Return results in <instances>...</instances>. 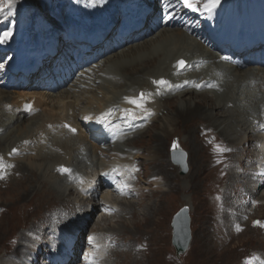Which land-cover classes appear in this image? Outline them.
I'll list each match as a JSON object with an SVG mask.
<instances>
[{"label": "bare ground", "instance_id": "1", "mask_svg": "<svg viewBox=\"0 0 264 264\" xmlns=\"http://www.w3.org/2000/svg\"><path fill=\"white\" fill-rule=\"evenodd\" d=\"M106 1L111 6L118 8L113 0ZM125 1L136 6L148 5L152 9L157 0ZM261 1L220 0V3L214 10L225 9L226 11L246 13V5H251L255 8L257 5L254 3ZM98 3H101V0H87L84 5L92 6ZM23 4L28 9L27 15L30 19V21L25 23V26L27 27L32 23L33 33L29 34L32 38L27 39L18 36L15 40H12L11 38L15 35V33H12L7 45L12 46L21 41L27 44L41 45V36V38H53L56 42L58 53L50 64L52 66L51 69L48 62H43L42 73L38 74L36 78H26L23 75L14 77V79L24 80L27 85L30 83L32 90L30 94L7 91L10 85L16 83L13 78L7 86L0 87V150L3 149V154L0 157L3 158V163L14 165V167L6 169L7 175L4 179H0V188H7L12 181H17V185H21L20 188L14 187L8 191V196H11L13 203L17 201L21 202L20 199H23V195L27 194L28 190L23 192L22 190L25 189L22 186L30 183L34 185L28 176L20 179L16 177L15 179V171L16 173L26 171L43 185L42 190H37L39 193L42 192L41 194L52 197L53 195L49 192L50 190L47 191V188L45 189L47 183L52 180L51 183L57 186V189H55L61 196L67 194L66 197L60 198L62 199L61 203L52 207L50 206L51 208L49 207L48 210L44 211L41 215L42 217L40 216L38 220L42 221L48 213L52 212L50 218L56 220L58 217L60 221L59 218L62 212L68 213L69 211V214L72 215L75 213V207L78 206L80 207V215L77 214V221L72 224L67 223L69 226H73L79 220L89 221L91 215L93 216L96 210L107 203L112 208H117L118 212H122L123 209L121 210V207L128 206L130 209L133 208L132 203L123 200L126 198H121L119 195L106 190L104 191L102 183L98 182L100 181V173L109 170L111 166V164L107 165L105 160L109 158L113 160L114 164L122 163L130 166H135L136 164L139 166L140 164L137 159L141 158V156L133 152L134 148L131 147L133 143L132 139L136 138L161 117L159 113L161 109H165L163 105L166 102L176 100L174 103L171 102L173 104H170L169 107V109L174 108V112H172L173 116L191 120L190 118L200 115L202 117L200 118L201 120L210 123V126L203 124L204 129L199 131L200 136L197 138L199 139L200 137L201 139L197 142H199V154H205L203 161H201L202 168L207 169L206 171L209 174V179L205 177V180L207 179L205 182V191L207 192L205 200L208 201L209 198L214 199V206L216 207L214 217H217V221L218 219L221 220V218L223 221V209L226 211L227 207H229L231 216L233 217L232 222L234 223L228 226H225L223 223L221 226L232 235L244 233L257 235L259 236L257 238L261 240L260 243L264 245V227L260 226V224L264 223V180L262 178L263 175L259 171L263 170L262 163L264 161V129L260 127L261 124H264V68H255L253 66L240 68L239 65L235 66L224 63L221 61V56L211 52L209 48L197 42L182 30L175 29V26H161L152 29L150 34L142 37L143 41L137 45H130L128 43L122 45L124 49L121 51L119 49L111 50L115 47L114 44H111L108 50L102 48V54L104 55L91 56L92 59H97L94 63L95 65L90 64L87 56H82V63L80 65L83 68L75 72L76 65L79 64L76 63V59L81 52L70 42L66 44L60 38V35L62 31H68L69 19L79 20L85 25L82 17L73 16L71 13L65 12V9H56L54 5L52 8L45 7L44 9V7L37 4L36 0H23ZM14 5H17V2ZM14 5L11 12H8L10 14L8 17L12 15V12L18 13L17 7ZM155 8L157 9V7ZM249 9L252 8L248 6V11ZM101 14L104 15V12L102 11ZM53 18H57L58 20ZM109 18L110 16L102 17L100 20H107ZM31 19L35 22L31 21ZM40 20H43L41 23L45 22V24L41 25ZM59 21L63 23L59 25ZM150 29L151 25L148 27V31ZM181 60L185 61V66L183 71L179 73L180 67L178 66V61ZM56 64L57 67L54 68ZM160 79L167 80L172 85H183V87L161 88L159 91L162 94L158 95L156 94L158 91L157 85L153 81ZM186 81L188 83H185ZM210 81L213 82V86L211 89H208ZM16 84L15 87L24 88L23 85ZM195 85H200V87H196ZM46 87L53 88L55 92L50 90L52 93L43 91ZM42 91L46 93H41ZM140 92L152 94L151 99L145 105L154 113L151 117L149 116V124L136 133L124 137L121 141L115 139L112 146L105 149L100 148L99 145L93 142L91 136L86 131L83 125V118L88 117L89 119L87 120L95 121L97 119L95 117L99 115L98 112H102L103 109H111L110 111H113L119 108V115L121 116H124L123 109H132L136 112L137 119H142L145 114L125 100V97H138ZM187 96L188 98H186ZM46 97L51 102L50 105L43 106L51 108L55 113L50 112V114L43 115L34 112L30 116L24 112V104L34 101L37 110L42 104L41 98ZM55 101L57 102L55 103ZM207 102H212L213 104L211 105ZM81 103L88 105L84 114H79ZM208 110L212 112L208 114ZM216 110H222L223 113H214ZM93 114L95 115L93 116ZM102 115H105V113ZM28 117L27 123L24 124L23 120ZM175 117L174 121L168 117L163 118L166 124L162 126L164 134L160 133V136H166V133L169 134V131L172 130L173 125L176 126L178 124V120ZM213 126L216 129L220 128L218 129L219 131H214L215 128ZM72 128L79 131V137H76L72 133L70 130ZM218 134H221L224 138L227 136L226 139L232 141L231 146L221 145L218 142ZM212 139L218 141L211 142ZM177 140L181 145L186 144L185 139H181V141H179L180 139ZM183 141H185V144ZM216 145L229 148L231 151L218 152L215 150ZM13 149H17L20 155L14 157L12 154ZM156 151L159 152V149H156ZM213 153H215V156H212ZM11 156L14 157L15 162L12 159V161H8V158ZM252 156L254 157L251 158ZM21 158H27V162L21 161ZM156 158L163 159L155 153L152 162H156ZM247 160L250 162V168L244 167ZM162 164L165 163L163 162ZM234 164H236L235 167H232ZM61 168L71 169L72 176L62 173L60 171ZM158 168V165H156V171ZM239 170L243 171V173H238ZM17 176L19 175L17 174ZM80 178H83V183H80ZM235 178L236 182L234 181ZM237 178L242 179L244 194L241 183L239 185ZM253 178L255 181H253ZM224 181H226L225 184ZM223 184L225 186L222 187ZM234 184L235 187H233ZM185 187L189 188L192 186L188 183ZM34 193L35 195L37 194L36 191ZM76 193L82 196L83 199L88 198L89 204L81 203L77 199L72 200L71 197L75 196ZM98 194H100V199L97 198ZM155 194L159 195V192L152 194V196L154 197ZM227 197H231V199L233 197L234 200H238L235 201L236 204H231V207L225 205V202L223 203V198L226 201ZM258 197L259 201H257L253 209L254 211L250 212L248 206L252 204L251 200L254 201ZM48 200V198H42L38 201H26L33 205L32 212L36 213L38 212L37 210H41V208L48 205ZM114 214H105L106 216L101 217L102 221L106 222L111 217L118 216V213L115 214L116 216H113ZM131 214L133 221H135L138 218L137 213L134 211ZM258 216L259 218L256 222L259 221L260 224L255 223L253 226L251 220L253 217ZM212 221L214 223L217 222L214 218ZM36 223L26 228V231L32 232V235L37 234L33 231L37 225ZM80 224H85V222ZM96 225L97 227H101L102 224L101 222H97ZM69 226L59 224L55 225L54 229H66ZM237 226L241 229L240 231L237 230ZM64 234L67 235L66 233ZM67 236L80 240L79 235L76 233H71ZM28 238V235H22L15 242V249L5 255L8 260L2 261L0 264H34L39 249L37 244L27 245L25 241ZM105 238L103 237L102 240L108 243V238L106 240ZM95 239L97 240L96 245L102 244V240ZM148 239V236L142 235L133 241L134 250L131 249L130 252H127V250H115L111 255L121 254L125 256L127 263H148L151 258V243ZM55 245L58 251L57 254L61 255V257H65V255H62V252H64L68 256L69 262L77 260L70 257L69 254L72 253L71 248L61 245L60 242ZM216 245H218V241H215L212 247L215 248ZM51 248L54 249V245ZM113 248L115 247L113 246ZM103 249L106 248L103 247ZM215 250L213 251L215 252ZM89 251L98 253L100 250H95V252L91 249ZM257 251H254L248 257L252 258L253 255L258 256L255 255ZM52 259L53 257H49L44 264H54ZM209 262L206 261V263Z\"/></svg>", "mask_w": 264, "mask_h": 264}, {"label": "rangeland", "instance_id": "2", "mask_svg": "<svg viewBox=\"0 0 264 264\" xmlns=\"http://www.w3.org/2000/svg\"><path fill=\"white\" fill-rule=\"evenodd\" d=\"M16 2L17 5L19 6L24 5L23 0H16ZM36 2H39L40 5H43L42 0H36ZM14 81L24 86V88L22 87H15V88H22L23 90H12V88H9L7 89V91L22 92L24 94H30L32 92L30 83L27 85L25 84V81L21 79H14ZM41 93H46V92L42 91ZM186 98H188V96ZM37 99L39 98L37 97ZM175 101L176 100H173L171 102L174 103ZM41 102L42 104L40 105L39 112L37 113L43 115L48 113L50 114V112L55 113V111L53 112L51 108H45L43 106V105H47V106L50 105L51 100H48V98L46 97V98H41ZM56 102L57 101H55V103ZM171 102L170 101L166 102L163 105L165 109H161V112L159 113V116L161 115L160 118H158L155 122H153L147 129H145L136 138L132 139L133 143L131 144V147L134 148L133 152L141 156V158L137 159L140 165L137 167L135 166V169H138V171H135L136 174L133 177L134 181L133 183L131 182V188L133 189V193L123 200L132 203L133 208L130 209V207L128 206L121 207V210L123 209L122 212L121 211H119L121 213L116 212L115 214L118 213V216L114 214L113 216L116 217H111L108 220L109 222L102 221L101 217L106 215L103 214L100 207L98 210H96L93 213V216L91 215V219L89 218L90 219L89 221L88 220L80 221L78 219L79 221L76 224H74L75 226L74 225L69 226L68 224L70 223L72 224L77 221V214L80 215L79 212L80 207L78 206L75 207L74 209L75 213L72 215L69 214V211L68 213L62 212L59 218L60 221L58 220V217L56 218V220L50 218L52 212L48 213V215H46V217L42 219V221L38 220L42 215V213L48 210L50 206L52 207L54 205L61 203L62 199L60 198L66 197L67 194H64L65 196H61L56 190L57 186H54L51 183L52 180L49 181L50 184L47 183L45 189L47 188V191L50 190L49 192H51L53 196L49 197L45 194H41L42 192L39 193L37 191L43 189V185L40 184L39 180H35L34 177L33 176L31 177L26 171L17 172V173L15 171V179L16 177L20 179L22 177L24 178L25 176H28V178L33 181L32 183L34 185H31L30 183L27 184L28 186L27 185L22 186L24 187L23 189H25L22 190L23 192L27 190L29 192L27 191V194L25 196L23 195V199H20L21 202L17 201L15 203H13V199H11V196L10 195L8 196L9 194L8 191L10 189L12 190L14 187L20 188L21 185H17L16 183L17 181H12L11 184L7 187L8 189L0 188V263L2 261L8 260L5 257V255L12 252L15 249V242L18 239H20L22 235L26 234L29 236V238L27 241H25V243L29 246L33 243L37 244L39 249V252L35 257L36 261L34 264H44L46 262L44 261V253L46 254V252L48 253L50 252V247H49V244L51 243L50 239L52 240L54 235L58 237V234L61 233L62 231L67 235L71 233L79 234L80 240L78 239V241H76L77 243L75 242V244L78 245L77 249L85 245L88 236L95 237L98 240H102L103 237H106L105 240L108 238V243L102 240V245L106 246L107 249L106 250L107 255L104 264H133L132 262L127 263L125 256H122L121 254L119 255L118 253L111 255V253L115 250H120V251L127 250V252H130L131 249L134 250L133 241L135 239L140 238L142 235L148 236L149 237L148 240L151 243V258L150 261L148 263L146 262L145 264H224V263L247 264V261L252 260L253 257H258L259 260L263 259L264 245L263 243H260L261 240L257 238L259 236L251 235L249 233L234 234V235L229 234V232H227V230L224 227H222L221 224L224 223L225 226H228L229 224L234 223L232 222L233 217L231 216L230 208L227 207L226 211H224L223 209L224 212L223 221L222 218L221 220L218 219L217 221V217H214L216 210V207L214 206L215 205L214 199L209 198L208 201L205 200L206 199L205 196L207 193L205 191L206 190L205 182L207 180V179L205 180V177L209 179L208 177L209 174L206 171L207 169L202 168L201 161H203L205 154L204 155L202 153L199 154L198 152L199 142L197 141L200 140L201 138L200 137L199 139L197 138L198 136H200L199 131H202L204 129L203 124L210 126V123L201 120L200 118L202 117L200 115L194 116L195 118L193 117L190 118L191 120H187L186 118L182 119L173 116L172 112H174V108L169 109L170 104H173ZM207 103L211 105L213 104L212 102L211 103L207 102ZM87 106L88 105L86 103H81L79 106L80 107L79 114L80 113L84 114L86 112ZM210 112L212 111L210 110L207 111L208 114ZM214 113L222 114L223 111L216 110L214 111ZM167 117L172 119L173 121L175 117V119L178 120V124H176V126L173 125V128L172 130L169 131V134L166 133V136L163 135L160 136V133L161 134L163 133L162 126L166 124V121H164L163 118H167ZM27 119H29V117L23 120L24 124L27 123ZM218 129L220 128L217 129L215 128L214 131L217 132L219 131ZM72 133L76 137H79L80 135L77 129L76 132H72ZM223 135L225 136V134ZM218 137H219V141L212 139L213 141L211 140V142L218 141L221 145L231 146L232 141H229L230 139L229 140L226 139L227 136H225L226 138H224L223 136H221V134H218ZM175 138L180 139L179 141H181V139L183 140L185 139L186 144L185 141H183L185 145H181L179 142H177L178 140ZM173 145H178L177 148H180L187 153L188 171L185 174L182 173V169L179 166L175 165L172 162L171 151L174 149ZM156 149H159V152H157ZM2 150H0V155L3 154ZM155 153L161 156L163 159L156 158L155 159L156 162H152L153 155H155ZM19 155H20L19 152L18 154H13L14 157ZM13 156L8 158V161H12V160L14 161ZM212 156H215V153H213ZM253 157L254 156H252L251 158ZM21 161L27 162V158L26 159L21 158ZM105 162L107 165L114 164L113 160L109 158H106ZM163 162L165 164H162ZM153 163L158 165L159 168L157 171H156L157 168L155 169L156 165H154ZM198 165L199 167L201 166L200 169L199 167H197ZM235 165L236 164H234L232 167H235ZM245 165H246L244 166L245 168H250V162L248 160L245 162ZM240 172L243 173V171L239 170L238 173ZM17 174L19 176H17ZM237 180L239 181V185L241 183V187L244 194L245 193L244 185H242L243 183L241 182L242 179L237 178ZM234 181L236 182V178L234 179ZM253 181H255L254 178ZM225 182L226 181H224V184ZM188 183H190L192 187L186 188L187 186L185 187V185ZM224 184L222 185V187L225 186ZM233 187H235V184L233 185ZM34 191H36L37 193L36 195L35 193L33 194ZM156 192H159V195L155 194V196L153 197L152 194ZM42 198L49 199L48 200L49 206L45 204L46 207L41 208V210H37L38 212L36 213L32 212L33 205L28 201H33V200L38 201ZM97 198L100 199L101 197H97ZM227 198L228 199L226 201L223 198V203L225 202V205H229L231 207L233 204H236L235 201L238 200V199L234 200L233 197L232 199L231 197H227ZM239 198L241 199V197ZM71 199L72 200L77 199L78 201H81V203L89 204L88 198L83 199V197L77 193L75 194V196L71 197ZM257 201H259V197L254 201L251 200L252 204L248 206L250 212L254 211L253 209L255 208ZM127 202L125 203L128 204ZM184 206H187L190 209V217H191L190 227H191L192 239L188 249L184 253L178 255L177 250L173 244L172 221L175 214L178 213L179 210ZM134 211L137 213V217H138L135 219V221H133L131 214ZM213 218L215 219V221H217L216 223L212 221ZM258 218L259 216L255 218L253 217V219L251 220V224L253 226L255 225L256 220H258ZM35 222H37L36 223L37 225L34 227L36 231L35 230L33 231L36 232L37 234L32 235V232L26 231V228L32 226ZM82 222L83 223L85 222V224H80ZM97 222H101L103 226L101 225V227L99 226L97 227L96 225ZM59 224L64 226L67 225L69 227L66 229H61L62 231L58 228L54 229L55 225H59ZM242 232H238V233H242ZM215 241H218V245H216V247L214 248L212 246L214 245ZM63 242L66 241L64 240ZM113 246L115 248H113ZM213 250H215L216 253L218 252L221 254L218 253L216 254ZM254 251H257L256 252L257 254L255 255L258 256L253 255L252 258H249L248 256L252 255ZM211 256L213 257L211 258ZM215 257L217 259V262L216 259H214ZM77 260L70 262V264L72 263L79 264ZM257 260L258 259L253 260V264H256ZM206 261L207 262L210 261V262L206 263Z\"/></svg>", "mask_w": 264, "mask_h": 264}, {"label": "snow or ice", "instance_id": "3", "mask_svg": "<svg viewBox=\"0 0 264 264\" xmlns=\"http://www.w3.org/2000/svg\"><path fill=\"white\" fill-rule=\"evenodd\" d=\"M16 3V0H0V13L5 11V8H7L9 10V12H11V9L13 7V5ZM182 3L185 7L190 8L194 11L198 10V6L196 3H194V0H182ZM220 3V0H204L203 3V8L206 12L211 13ZM165 7H169V5H165ZM14 14V13H12ZM11 31L8 32H4L2 35H0V43L6 42L8 39L11 38ZM224 59H227V57H225ZM178 66L180 68H183L185 66V61L181 60L178 61ZM153 83L155 85H157L158 91L156 94H162L159 89L163 88V89H170V88H174V87H183V85H172L169 81L164 80V79H160V80H155L153 81ZM185 83H188L187 81ZM196 87H200V85H195ZM211 86V85H210ZM152 94L151 93H144L141 92L139 94L138 97H125V100L127 103L134 105L137 109H139L142 113L145 114V116H151L154 115V113H152L145 105L146 103L151 99ZM27 109L29 111H31V106H27ZM124 113V117L125 119H131V120H135L137 119V114L134 110L132 109H123L122 110ZM112 115V112L109 111L107 114L102 115L101 118L99 119L100 123H105L107 117H110ZM85 119H89L88 117H86ZM259 123V122H258ZM118 127V126H116ZM260 127L262 129H264V124H261ZM72 132H76V129L72 128L70 129ZM178 147V145H173V148L176 149ZM216 150L218 152H226V151H231V149L229 148H224L221 147L220 145H216ZM12 154H18V150L17 149H13ZM10 167H14V165H9V164H5L3 163V158L0 157V179H4L7 175L6 169L10 168ZM60 171L62 173H66L69 176H72V170L69 168H61ZM113 171H117L116 169H113ZM134 171H138V169H134ZM103 175L108 176L109 173H104ZM261 175H264V173H262ZM83 178H80V183H83ZM125 187H127V185H125ZM83 190V189H82ZM257 224H260L259 221L256 222ZM261 227H264V224H260ZM237 230L240 231L241 229L239 228V226H237ZM89 242H91L93 244V247H97V245L95 244V238L94 237H89ZM255 259H259L258 257H253L252 260L247 261V264H253V260ZM88 264H98L97 258L95 257V255H92L88 258Z\"/></svg>", "mask_w": 264, "mask_h": 264}, {"label": "water", "instance_id": "4", "mask_svg": "<svg viewBox=\"0 0 264 264\" xmlns=\"http://www.w3.org/2000/svg\"><path fill=\"white\" fill-rule=\"evenodd\" d=\"M171 158L172 162L182 169L183 174L187 173V153L184 150L179 148L173 149L171 151ZM189 212V207L185 206L173 218V244L178 255L184 253L191 243V217Z\"/></svg>", "mask_w": 264, "mask_h": 264}]
</instances>
